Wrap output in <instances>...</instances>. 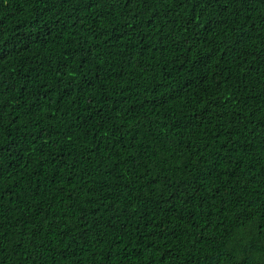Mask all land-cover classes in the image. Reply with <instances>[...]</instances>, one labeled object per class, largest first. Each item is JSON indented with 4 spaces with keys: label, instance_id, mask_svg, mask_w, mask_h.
I'll return each mask as SVG.
<instances>
[{
    "label": "trees",
    "instance_id": "16d2710c",
    "mask_svg": "<svg viewBox=\"0 0 264 264\" xmlns=\"http://www.w3.org/2000/svg\"><path fill=\"white\" fill-rule=\"evenodd\" d=\"M0 264H264V0H0Z\"/></svg>",
    "mask_w": 264,
    "mask_h": 264
}]
</instances>
